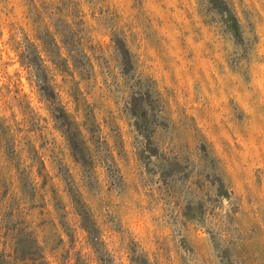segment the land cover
Masks as SVG:
<instances>
[{"label":"rangeland","instance_id":"374dc122","mask_svg":"<svg viewBox=\"0 0 264 264\" xmlns=\"http://www.w3.org/2000/svg\"><path fill=\"white\" fill-rule=\"evenodd\" d=\"M0 264H264V0H0Z\"/></svg>","mask_w":264,"mask_h":264}]
</instances>
